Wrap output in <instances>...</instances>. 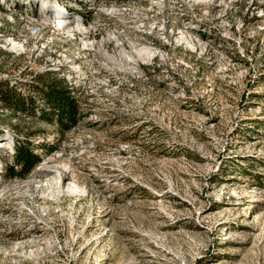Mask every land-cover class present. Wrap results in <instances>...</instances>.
Listing matches in <instances>:
<instances>
[{"label": "rangeland", "instance_id": "374dc122", "mask_svg": "<svg viewBox=\"0 0 264 264\" xmlns=\"http://www.w3.org/2000/svg\"><path fill=\"white\" fill-rule=\"evenodd\" d=\"M211 4L0 0V84L32 102L0 103V264H264V0ZM76 25L116 64L135 41L156 56L124 73ZM49 86L74 102L69 130ZM16 145L75 191L13 190Z\"/></svg>", "mask_w": 264, "mask_h": 264}, {"label": "bare ground", "instance_id": "6f19581e", "mask_svg": "<svg viewBox=\"0 0 264 264\" xmlns=\"http://www.w3.org/2000/svg\"><path fill=\"white\" fill-rule=\"evenodd\" d=\"M215 2H216V0H193V5L194 6H202V5H206V6L208 5L209 6V5H212L211 3H215ZM221 5H223V4H221ZM221 5H218L217 7H222ZM261 5H263L262 2H261ZM214 8H216V7H214ZM263 9H264V7H263ZM50 15H52V14H50ZM263 16H264V14H263ZM262 18H264V17H262ZM222 19H223V16H219L218 18H216V20H222ZM57 20H60V19H57ZM58 22L61 23V21H58ZM79 25H76V27H75V31L79 30V31H76L75 34H78L79 38L84 40L83 42H81V44L84 45V49H87L86 51H89V52H92L93 49H96L98 57L100 59L105 60L107 62V64L110 63V64L115 65L116 67H118L117 69H119L120 71H122L124 73H127V74L133 73V71H135L137 69V67H138L137 64L139 62H141V63L149 62V60L153 59L156 56L152 47H150L148 45H144L138 41H135L134 43H136V44L131 46V50H130V52L127 53L128 54L127 57L126 56H123V57L119 56V61L120 62L122 61L123 64L125 62V65H127L126 68H131V69H125L123 67L124 66L123 64H122L123 66L120 63L118 64V62L116 64L113 61L112 57H110L108 55L107 49L109 47H111L110 45L112 44V41L107 42V41L102 40V41H97L95 43L94 42H88V41H90L88 34L85 33V30L80 28L81 26L79 27ZM66 27L67 26H65L63 29H66ZM184 30H185L184 33L180 32V36H179L180 44L186 45V47H188L192 51H194L195 49H201L200 43H197V40L196 41L194 40L195 37L193 38V36L197 35V31H196L195 27L194 28H192V27L187 28L186 27V29H184ZM67 33H69V32L67 31ZM8 46H10L12 49H19L18 44L14 43V42H10L8 44ZM51 173L52 172L50 169H41L39 172H34L32 174H29L23 183L14 186L12 189L17 190V191L23 190L25 192H29L32 194V196H34L38 200H43V201L48 199L47 196H45V193H48L51 191L55 192L58 195L66 194V192H68V191H72V192L75 191V189L70 185L68 187L64 186V183L68 182L69 174H70L66 170L65 171L59 170L58 173L57 172H56V174L54 173L55 176L51 177L50 180L44 179L43 182L40 181L41 180L40 178L48 177V176H50ZM40 182H42V183H40ZM29 244L34 245V242H31Z\"/></svg>", "mask_w": 264, "mask_h": 264}, {"label": "trees", "instance_id": "16d2710c", "mask_svg": "<svg viewBox=\"0 0 264 264\" xmlns=\"http://www.w3.org/2000/svg\"><path fill=\"white\" fill-rule=\"evenodd\" d=\"M0 9L2 10L1 7ZM43 96L49 110L56 116V121L60 124L62 129L69 130L72 128L77 119V110L74 102L68 96V92L56 86H49L43 91ZM0 103L6 109L16 112H23L27 105L32 104L29 100L26 103L25 98L16 94L12 88L1 84ZM39 162L40 160L37 159L36 155H34L28 147L16 145L14 146L12 164H14V167H18L19 170H17V168L15 170L14 167L6 168L5 171L8 172L7 177L24 179Z\"/></svg>", "mask_w": 264, "mask_h": 264}]
</instances>
